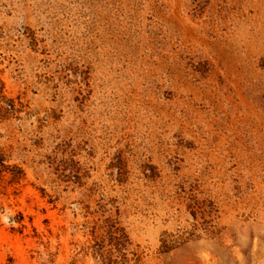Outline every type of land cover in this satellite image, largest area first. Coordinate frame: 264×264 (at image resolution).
<instances>
[{"label": "rangeland", "instance_id": "rangeland-1", "mask_svg": "<svg viewBox=\"0 0 264 264\" xmlns=\"http://www.w3.org/2000/svg\"><path fill=\"white\" fill-rule=\"evenodd\" d=\"M0 80V264H264V0H0Z\"/></svg>", "mask_w": 264, "mask_h": 264}, {"label": "trees", "instance_id": "trees-1", "mask_svg": "<svg viewBox=\"0 0 264 264\" xmlns=\"http://www.w3.org/2000/svg\"><path fill=\"white\" fill-rule=\"evenodd\" d=\"M0 117L8 118L16 111V104L14 99L8 98L4 94V85L0 80ZM17 167V166H16ZM9 169V164L5 163V155L0 153V174L2 172H6ZM23 169L17 167V171H13L14 175H20L23 173ZM14 178H20L21 176H13ZM24 220V216L20 213L19 217L13 218V221H16L24 227L22 221ZM118 220L112 216H108L103 220L101 225H97V222L93 226L92 235L95 238L94 254L98 255L102 263H115V260H112L113 248L104 249L105 242L108 239L109 244L114 245L116 251L121 252V248L125 244V240H127L128 235L126 234L123 227L117 226ZM98 231H102L101 234H97ZM100 239V240H99ZM97 246V247H96Z\"/></svg>", "mask_w": 264, "mask_h": 264}]
</instances>
